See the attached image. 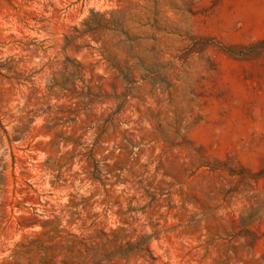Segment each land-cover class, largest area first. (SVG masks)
<instances>
[{"label": "rangeland", "instance_id": "rangeland-1", "mask_svg": "<svg viewBox=\"0 0 264 264\" xmlns=\"http://www.w3.org/2000/svg\"><path fill=\"white\" fill-rule=\"evenodd\" d=\"M0 264H264V0H0Z\"/></svg>", "mask_w": 264, "mask_h": 264}]
</instances>
